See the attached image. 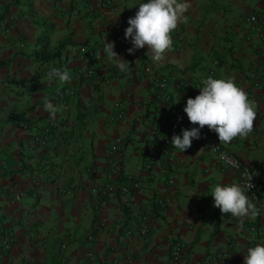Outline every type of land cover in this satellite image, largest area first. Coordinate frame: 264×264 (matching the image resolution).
Masks as SVG:
<instances>
[{
    "label": "crops",
    "instance_id": "obj_1",
    "mask_svg": "<svg viewBox=\"0 0 264 264\" xmlns=\"http://www.w3.org/2000/svg\"><path fill=\"white\" fill-rule=\"evenodd\" d=\"M142 2L147 0H0V155L6 162L0 167V230L12 234L0 264H83L86 251L94 264H211L209 258L222 252L220 264H243L249 247L264 245V192L252 200L260 214L242 224L213 207V186L237 181L209 151L211 131L202 129L201 139L183 153L170 145L167 156L159 148L162 131L151 124L184 113L186 100L199 95L206 68L217 59L215 78H234L257 114L246 138L218 143L264 180V84L254 78L264 67V0H189L186 20L178 24L181 48L168 50L159 63L147 46L127 52V20ZM85 8L100 16L98 28L87 21ZM251 14L255 22L246 20ZM44 31L45 53L69 42L59 49V59L70 69L75 93L64 108L52 96L58 82L42 72L58 58L40 62L34 55ZM104 40H121L114 51L130 62V71L108 61ZM78 45L95 48L96 58L79 61ZM91 65L98 77L76 76ZM158 75L186 86L159 100L153 82ZM45 98L63 109L55 119L43 109ZM116 102L122 119L114 117ZM191 127L187 119L185 129ZM45 128L46 142H35V133ZM43 156L49 166L32 187L29 171ZM149 158L154 160L145 168ZM126 175L139 179L140 188L106 196L97 209L98 186L122 182ZM7 187L25 195L10 201L2 195ZM161 188L165 204L154 207L147 233L140 236L139 212ZM62 241L66 246L59 251ZM174 241L181 255L172 261Z\"/></svg>",
    "mask_w": 264,
    "mask_h": 264
},
{
    "label": "clouds",
    "instance_id": "obj_2",
    "mask_svg": "<svg viewBox=\"0 0 264 264\" xmlns=\"http://www.w3.org/2000/svg\"><path fill=\"white\" fill-rule=\"evenodd\" d=\"M190 7L189 0H147L146 3H140L135 15L127 20L128 27L124 31V39L131 44L127 50L128 54L133 55L136 50L147 46V53L151 54L152 60L162 62L173 44L170 33L180 22L186 20L185 13ZM114 48V42L106 43L104 40L103 54L108 61L114 63L121 72L130 71V62L118 55ZM46 75L49 82H58V91L72 80L67 68L53 67ZM200 83L202 87L199 89V95L188 98L183 108L193 127L181 129V134L173 135L170 141L181 153L191 148L194 140L201 139V130L205 127L214 132L219 143L224 145L236 138L244 139L253 131L257 117L254 102H249L247 93L235 84L234 78L217 79L208 76ZM43 109L51 119H55L57 113L63 110L47 98L44 99ZM220 159L232 168L239 167L237 161L224 153H221ZM251 180L252 176L248 174L247 183L243 186L239 183H220L213 186L210 195L213 207L219 209L222 215L230 214L238 218L241 224L245 218L255 219L260 210L247 195L253 187L249 183ZM243 264H264V245L249 247L244 254Z\"/></svg>",
    "mask_w": 264,
    "mask_h": 264
},
{
    "label": "built area",
    "instance_id": "obj_3",
    "mask_svg": "<svg viewBox=\"0 0 264 264\" xmlns=\"http://www.w3.org/2000/svg\"><path fill=\"white\" fill-rule=\"evenodd\" d=\"M105 2L108 4L110 0H105ZM83 14L87 18V21L93 28H98L100 23V16L96 14H92L88 12V9H83ZM246 20L248 22H255L256 17L255 15L251 14L246 17ZM171 39L173 41V44L169 50H179L181 48V43L183 41V33L178 25V27L170 33ZM114 44L116 47L121 46V40H114ZM76 53H77V59L79 61H87V60H94L96 58V50L95 48L89 46V45H78L76 47ZM218 66V60L213 59L210 64L206 68V76H212L215 78L216 76V69ZM67 68L70 72L69 67L66 64L63 65H54L49 66L47 68H44L42 70L43 74L47 77L46 73L50 68ZM71 73V72H70ZM82 75L83 77L93 75L95 77H98L95 72V67L93 65L86 67L84 70L78 71L76 73V76ZM256 82H261L264 84V67L262 70L254 77ZM153 82L157 88L156 92V98L159 100H168L170 97V92L172 91V88H183L186 86V83L184 81H170V78L166 75H158L153 77ZM49 83H46L48 85ZM202 87V85L199 87V89ZM58 87L54 88L52 91V96L57 101H60L63 108L66 106V100L72 98L75 93V87L72 84L66 83L63 87L59 88V91L57 90ZM116 107V113L114 117L116 119H122L124 116L123 108L119 102H116L114 104ZM146 124L148 121H145ZM187 122V117L184 113L180 112L177 114H172L168 116L165 120L161 119H155L153 122H151L152 127L155 129H160L162 133L159 134V148L162 154H165L169 156L170 151L169 147L171 145L170 141L173 135H180L181 129H185V125ZM151 127V128H152ZM153 130V129H152ZM49 131L48 128H45L41 132L35 133L33 140L39 144H43L46 142L48 137ZM215 147V149H213ZM208 148L209 151L215 156L218 164L222 168L230 169L235 172L236 174V181L237 183L241 184L242 186L247 183L248 180V174H251L252 180L249 181L253 185V187L248 191L247 195L252 199L256 200L259 197V194L261 192H264V180H261L259 177H257L252 169L245 163L241 162L236 156L231 154L230 152L226 151L224 148H221L218 140L216 138V135L214 132H211L209 134L208 138ZM221 153L226 154L228 157L232 158L234 161H237L239 163L238 168H232L229 166L225 161L220 159ZM154 158H149L145 163V168H150L152 165ZM6 162L0 155V167H5ZM49 166V160L47 157L43 156L40 157L38 165L32 168L29 171V175L33 178L30 181V184L32 187L36 186L37 181L35 182V178L38 175L39 172L43 168H48ZM124 181L118 182V183H104L101 186H98L95 194V203L96 208L98 207L102 208L105 206V197L111 196L113 194L118 193L121 196H126L130 194V192L136 191L140 188V181L139 179H136L130 175H126L123 179ZM165 189L161 188L160 192L157 193L144 207L142 210H140L138 215V226H137V233L140 236H144L147 233L148 226L150 223L151 214L153 213L154 207L165 204V199L163 198L162 192H164ZM10 201H15L21 198L25 195L24 190L21 188L14 189L12 187H7L5 191L3 192ZM105 224V219L100 218V220L97 222V225L102 226ZM126 234H129L130 232L127 230L125 231ZM86 238L90 239V236H87ZM12 240V234L10 231H1L0 230V261H4ZM66 246V241H62L58 245V250L62 251L64 250ZM181 255V244L178 241H174L172 244L171 252H170V260L175 261L178 260ZM226 257V252L218 253L216 256H212L209 258V262L211 264H220V262H223V260ZM83 264H94V255L91 251H86L84 254V260Z\"/></svg>",
    "mask_w": 264,
    "mask_h": 264
},
{
    "label": "trees",
    "instance_id": "obj_4",
    "mask_svg": "<svg viewBox=\"0 0 264 264\" xmlns=\"http://www.w3.org/2000/svg\"><path fill=\"white\" fill-rule=\"evenodd\" d=\"M48 31H49V29H48ZM46 33L47 32L44 31L41 34V39L39 41L38 48L34 52L35 53L34 54L35 58L38 59L40 62L50 61V60H52L54 58H58L56 65L65 64V62L62 59H59V54H60L59 53V49L63 45H65V44H67L69 42L68 41H62V42H60L58 44L57 48L53 52H48V53L46 52L45 53V48H46V45H47L46 40H45Z\"/></svg>",
    "mask_w": 264,
    "mask_h": 264
}]
</instances>
